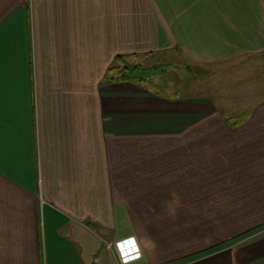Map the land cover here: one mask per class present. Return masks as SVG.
I'll return each instance as SVG.
<instances>
[{"label": "crops", "instance_id": "0c3cea01", "mask_svg": "<svg viewBox=\"0 0 264 264\" xmlns=\"http://www.w3.org/2000/svg\"><path fill=\"white\" fill-rule=\"evenodd\" d=\"M167 51L249 99L108 79ZM262 65L264 0H0V264H264L230 192L264 193Z\"/></svg>", "mask_w": 264, "mask_h": 264}, {"label": "rangeland", "instance_id": "374dc122", "mask_svg": "<svg viewBox=\"0 0 264 264\" xmlns=\"http://www.w3.org/2000/svg\"><path fill=\"white\" fill-rule=\"evenodd\" d=\"M131 61L133 64H139L145 68L142 70H136L133 75L146 79L147 81H152L154 84L155 82L161 83V85L165 86L164 90L169 93L177 90L192 93L202 92L209 94L212 98H217L218 100H223L224 98H228L231 101L236 100V104H238L236 106H240L243 105V102L241 103L240 99L247 101L249 99V88H254V84L248 86L249 83H252L250 73H253L254 71L248 70L250 66L249 64H246L247 62H245V64L240 63V67L227 71L224 66L195 64L189 58L177 51H167L150 54L148 56L132 57ZM262 68H264V65L261 66V69ZM234 75L243 76L244 78H241L242 81L237 84L230 86L233 81H227L228 79H226V77L233 78ZM257 75L258 81L264 87V71L261 70ZM243 179L244 178L238 177V180ZM252 186L254 185H250V187ZM261 186L264 187V185ZM232 187L233 189H231L230 192L235 198H237L234 200V203L238 204L236 209L241 212L239 215H242L240 216V225L236 227L243 229L256 222L264 221V193H261L259 190H256L254 193L252 192L254 189H249L247 184H241L239 182L237 184L234 183ZM258 187L260 186L255 185V188ZM254 195H256V198L252 200V196ZM240 197H245L246 201ZM248 199H251V201ZM218 202L219 201H214V203ZM223 211L225 212L224 214L213 216V218L215 220L229 219L231 216L226 214L228 209L225 208ZM254 233L264 235V226L258 230L255 229L251 233L249 232L242 235L238 239L247 238ZM227 234H229L227 230L215 234H212L209 230L208 239L210 241ZM80 258L81 260H84L82 255H80ZM97 264H106V261L101 258V260H98Z\"/></svg>", "mask_w": 264, "mask_h": 264}, {"label": "trees", "instance_id": "16d2710c", "mask_svg": "<svg viewBox=\"0 0 264 264\" xmlns=\"http://www.w3.org/2000/svg\"><path fill=\"white\" fill-rule=\"evenodd\" d=\"M150 54L151 53H147L143 55H139V54H120L118 55L113 61L112 65L109 67V70H108L109 81L136 80V81H146V82H149V84H152L153 83L152 81H147L146 79H142L136 75H133L136 70H142L145 68H143L139 64H133L131 61L132 57H139V56H146V55L148 56Z\"/></svg>", "mask_w": 264, "mask_h": 264}]
</instances>
